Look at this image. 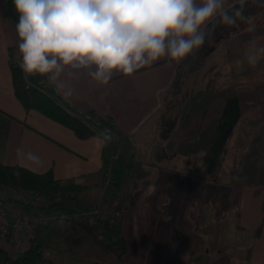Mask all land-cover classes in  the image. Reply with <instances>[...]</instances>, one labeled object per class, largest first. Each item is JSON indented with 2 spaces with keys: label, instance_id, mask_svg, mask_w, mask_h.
<instances>
[{
  "label": "crops",
  "instance_id": "obj_1",
  "mask_svg": "<svg viewBox=\"0 0 264 264\" xmlns=\"http://www.w3.org/2000/svg\"><path fill=\"white\" fill-rule=\"evenodd\" d=\"M234 3L238 0H226L225 8ZM235 37L242 47L247 48L252 40L264 45V25ZM19 43L16 26L6 15V0H0V164L40 174L52 171L63 183L81 186L78 203L100 213L109 214L117 199L122 205L110 215L112 220L117 217L115 228L122 239L113 248L92 238L90 235L97 236L92 227L78 231L72 222L57 220L37 235L32 226L27 249L35 237L44 257L54 264L65 255L78 258L81 264H264V59L250 66L249 82L245 74L242 83L210 91L207 83L194 85L193 81L185 105L187 109L198 106L195 112L200 114L193 117L196 123L188 121L191 111H186L187 116L184 112L185 118L181 114L183 118L165 129L163 142L159 131L174 109L166 98L177 95L174 102L178 101L180 72L190 55L178 61L161 57L131 75L114 72L108 84L94 80L89 69L66 67L58 83L71 88L72 95L64 97L48 81L45 93L68 111L95 112L113 120L112 128L80 138L71 128L36 109H27L17 97L11 64ZM233 92L242 110L233 134H248L250 141L234 152L235 166L226 167L229 181L182 171L178 155L196 151L183 146L203 135L204 160L226 99ZM244 120L254 123L240 132ZM106 132L114 137L107 143ZM178 134L183 138L176 147L168 148L167 142ZM158 142L161 144L155 145ZM28 153L38 156L39 163L29 161ZM221 158L224 165L225 155L218 164ZM181 160L188 162V157L184 154ZM114 161L119 165L110 176L108 167ZM8 194V189H0V225L13 222L20 213H34L31 203L25 206L9 200ZM119 246L123 253L116 256ZM15 258L11 245L1 243L0 264H16Z\"/></svg>",
  "mask_w": 264,
  "mask_h": 264
},
{
  "label": "clouds",
  "instance_id": "obj_2",
  "mask_svg": "<svg viewBox=\"0 0 264 264\" xmlns=\"http://www.w3.org/2000/svg\"><path fill=\"white\" fill-rule=\"evenodd\" d=\"M18 21L21 70L58 83L66 67L89 69L91 77L108 84L114 72L131 75L161 57L182 60L201 48L211 33L209 25L218 17L225 26L246 20L248 31L254 25L243 14L246 0L234 11L226 0H13ZM264 59V45L249 42L244 56L234 61L257 65ZM111 132L105 143L113 140ZM18 154H19V150ZM27 159L39 163L32 153Z\"/></svg>",
  "mask_w": 264,
  "mask_h": 264
},
{
  "label": "rangeland",
  "instance_id": "obj_3",
  "mask_svg": "<svg viewBox=\"0 0 264 264\" xmlns=\"http://www.w3.org/2000/svg\"><path fill=\"white\" fill-rule=\"evenodd\" d=\"M235 4V3H234ZM264 4V1H258L257 6H260ZM233 5V4H232ZM230 5V6H232ZM251 20V19H249ZM257 22L264 21V15L262 12L258 14V16L255 18ZM256 25V24H253ZM258 26V25H256ZM261 26V25H259ZM263 26V25H262ZM246 30V29H245ZM243 30H236L232 31L231 33H214L211 38L206 39L204 45L199 48L193 50V52L190 54V57L188 59H184V68L182 67V70H184L185 73V80L183 82L184 86H181L180 88V94L178 96V101L175 103L174 100L176 99L177 95L167 96L166 104L169 102L170 108H174L172 113L168 114V116L165 119V123L163 127H161V132L159 131V141L163 142V135L165 134L166 130L170 127L172 124H176L179 117H182L181 114H186V111H191L190 114V121L189 123H196L194 120L195 114H200L195 111H198L196 104L189 105V109L186 108L185 102H186V96L187 91L190 89L191 83L194 81V85L196 83H207V89L210 91H218L221 90L222 87L225 85H230L237 82H244V79H246L245 74L247 75V82L251 80V73L249 74L247 71L250 69V65L245 63L241 68H237V66L234 64V61L237 59H241L244 56V52L247 49L245 46L242 47L238 41L237 37H235L237 34L241 33ZM240 41V36H239ZM183 61V62H184ZM12 62L21 64L22 58L18 51V53H15V56L12 58ZM182 62V63H183ZM181 70V71H182ZM244 74V78H241ZM243 79V80H242ZM228 86L227 88H229ZM46 87V85H45ZM45 88H43L44 91ZM45 93V91H44ZM166 107L168 105H165ZM184 114V118H185ZM183 118V117H182ZM186 122V119L184 120V123ZM199 122V120H198ZM182 123V120L179 119L178 124L180 125ZM252 121H243L241 124L240 132L242 129H249L253 126ZM91 127L94 128V132L100 131L101 129L98 128L96 125H91ZM166 129V130H165ZM182 129H186V126H182ZM104 130L102 129L100 132L102 133ZM182 131V130H179ZM181 133V132H180ZM100 134V133H99ZM98 135V134H97ZM178 138L174 139L171 142H167V147L172 149L174 146L176 147L179 143V139H182L183 136L181 134H178ZM203 135L199 134V137L195 140H191L187 142V145L185 144L183 146V149H195L193 153H184L188 157V162H183L181 159L184 156L183 153H180L178 155V167L185 172H188V174L201 176L206 179L211 178L212 180H225L229 181L230 179L229 173L226 171V167H234L236 163V159H234V152L236 150H243L246 144L250 141V136L248 134H243V136L239 137L236 136V134H233L227 141L225 148L227 149L226 152H222L221 157L225 155V164L223 165L224 159L221 158L219 164L215 167L213 171H209L208 165L205 163L204 160H202L204 155V148H202V145L204 144ZM144 145V143H141ZM148 144V143H146ZM161 144V143H160ZM159 142L155 143V145L159 146ZM135 145L138 146L140 143L135 142ZM164 145V144H163ZM172 153V152H170ZM120 156L119 154H117ZM115 157V154H114ZM122 158V157H121ZM121 158L119 157L121 162ZM190 164V165H189ZM119 165V164H118ZM118 165L115 164V161L111 164V172L110 176H113L115 167H118ZM223 167V168H222ZM68 182H65L64 184H67ZM5 189H8L9 191V200H15L20 202L21 204H25V206L30 205L33 206L34 213H43L46 215L47 220L45 224H48L52 221L62 220V221H68L72 222L74 226H78V231L81 230V228H85L88 231H90L91 227L93 228L94 235H90L92 238L94 237L97 239L101 244H103L106 248H113L114 245H118L122 242V239L120 235L118 234V230L115 227H118V220L117 217L112 220L113 210L112 209H120L121 208V200L117 199L115 202L112 203L110 206L111 209L109 211V214L100 213V211H95L94 209L87 208L83 211H78L76 214H68L64 211H58V212H51V213H45L44 211L40 210L42 207H46L50 204V201L48 197L42 194H34V193H27L24 190L20 188H10L7 187ZM12 195V196H11ZM36 212V213H35ZM31 214V215H33ZM112 221V222H111ZM43 225V224H40ZM39 225V226H40ZM35 227L37 228L39 227ZM115 232H113V230ZM117 231V232H116ZM199 236H202L203 238H206L203 234L199 233ZM69 239L74 238V236L69 235ZM229 240V239H228ZM28 239L26 241V250L28 247ZM12 250L16 253V258L21 257L22 255L17 254L16 249H14L11 246ZM116 256L121 255L123 253V249L116 247ZM13 259V262L14 260ZM60 260L62 262L58 261V264H81V260H78V258L71 257V256H61ZM65 262L63 263V261Z\"/></svg>",
  "mask_w": 264,
  "mask_h": 264
},
{
  "label": "trees",
  "instance_id": "obj_4",
  "mask_svg": "<svg viewBox=\"0 0 264 264\" xmlns=\"http://www.w3.org/2000/svg\"><path fill=\"white\" fill-rule=\"evenodd\" d=\"M258 1L246 0L243 7V14L247 20L251 19V24L264 25V21L257 22L255 18L262 12L264 15V4L257 6ZM239 3H235L227 9L231 12L239 8ZM6 15L12 20L14 25L18 21L13 0H6ZM254 25V26H256ZM246 20H237L234 25L225 26L219 23L218 17L209 25L211 38L215 33H231L236 30L248 29ZM12 75L14 88L17 97L27 109H36L47 117L71 128L80 138H88L96 133L91 125L98 128H112L113 120L97 115L95 112H71L65 109L57 101L44 93L47 79L38 74L29 75L24 73L20 64L12 62ZM185 80L184 70L180 72L179 88ZM242 110L236 93H231L227 99L224 109L216 123L215 132L204 157L209 171H213L218 164L222 152L225 149L228 139L233 135L234 130L241 120ZM20 188L27 193L42 194L48 197L50 204L40 208L45 213L64 211L68 214H76L78 211L87 208L78 203L76 194L82 189L81 186L72 182L64 184L56 179L52 171L46 173H35L22 166H11L0 164V189ZM47 224L40 225L35 233L37 235ZM113 230V229H112ZM115 232V230H113ZM117 232V231H116ZM31 247L19 258L14 260L16 264H54L46 259L42 246L36 244L35 237L31 238Z\"/></svg>",
  "mask_w": 264,
  "mask_h": 264
},
{
  "label": "built area",
  "instance_id": "obj_5",
  "mask_svg": "<svg viewBox=\"0 0 264 264\" xmlns=\"http://www.w3.org/2000/svg\"><path fill=\"white\" fill-rule=\"evenodd\" d=\"M91 128L94 130L93 127ZM100 131L96 130V134L101 133ZM108 169L110 173L111 165ZM46 220L47 217L43 213H36L33 215L24 213L18 214L13 222H6L0 225V244L7 242L16 249L15 251H17V254L23 255L26 252V241L28 239L29 229L32 226L37 227L40 224H45Z\"/></svg>",
  "mask_w": 264,
  "mask_h": 264
}]
</instances>
